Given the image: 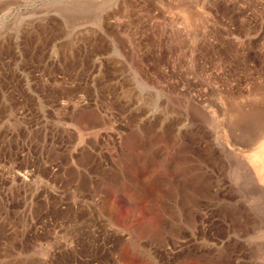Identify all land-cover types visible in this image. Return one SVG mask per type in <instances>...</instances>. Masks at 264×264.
I'll list each match as a JSON object with an SVG mask.
<instances>
[{
  "label": "rangeland",
  "instance_id": "1",
  "mask_svg": "<svg viewBox=\"0 0 264 264\" xmlns=\"http://www.w3.org/2000/svg\"><path fill=\"white\" fill-rule=\"evenodd\" d=\"M262 143L264 0H0V264H264Z\"/></svg>",
  "mask_w": 264,
  "mask_h": 264
},
{
  "label": "bare ground",
  "instance_id": "2",
  "mask_svg": "<svg viewBox=\"0 0 264 264\" xmlns=\"http://www.w3.org/2000/svg\"><path fill=\"white\" fill-rule=\"evenodd\" d=\"M262 147L264 148V143H262ZM264 155V154H263ZM250 166V165H249ZM247 172V171H246ZM249 172V171H248ZM250 173H251V171H250ZM253 174V173H252ZM249 176V175H248ZM248 179V178H247ZM254 182H256V181H254ZM257 188V187H256ZM258 189V188H257ZM262 193V192H261ZM106 206V205H105Z\"/></svg>",
  "mask_w": 264,
  "mask_h": 264
}]
</instances>
